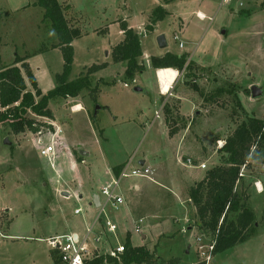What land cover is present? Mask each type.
Instances as JSON below:
<instances>
[{
  "label": "rangeland",
  "instance_id": "374dc122",
  "mask_svg": "<svg viewBox=\"0 0 264 264\" xmlns=\"http://www.w3.org/2000/svg\"><path fill=\"white\" fill-rule=\"evenodd\" d=\"M66 1L62 2L64 7L67 6L64 17L70 27L80 28L82 33L80 39L72 43L69 80L77 79L85 67L108 62L107 68L94 72L106 71L107 74L102 72L97 79L103 76L109 81L115 79L114 83L101 85L91 79L81 94L89 117L98 113L93 119L85 112L71 113L74 110L69 107L72 102L68 97L48 100L51 117L43 118L27 110L25 118L42 123L40 130L44 133L47 130L44 126L50 120L61 126L64 140L67 134L70 139V143H66L67 150L77 159L74 162L80 181L84 185H97L95 192L98 195L101 194L99 183L105 180L103 161L106 165H114L134 157L135 165L144 153L149 152L154 158L153 163L163 164L158 169L160 177L177 174L180 168L176 142L167 146L162 119L154 121V110L159 105H152V92L145 85L149 74L139 73L135 78H128L120 71L125 70V62L115 63L112 59L111 49L122 38V21H126L134 33L139 32L141 50L149 58L166 51L185 55L186 63H190L187 70L179 72L178 85L184 86L177 89L182 94L179 102L182 116L176 114L177 101L167 104L163 97L159 101L164 103L162 117L164 122L167 118L170 130L178 132L186 128L191 116L193 122L192 126L189 123L191 131L185 132L186 139L193 141L196 135V144L205 142L207 147L208 144L214 147L213 159L200 154L206 160L202 163L207 168L197 167L198 170H193L195 174L204 175L214 162L224 163L216 138L224 144L226 137L248 117L264 119V2L238 9L235 4L220 7V0H174L169 3L161 0ZM158 5L163 6L167 14L156 22L153 31L146 32L151 12ZM0 13V66L11 65L15 55L26 58L41 96H46L56 87L55 75L60 74L63 67L60 50L52 48L58 39L50 23L42 20L43 11L35 0H0ZM175 33L184 43L183 48L174 40ZM158 35L165 37V48H159ZM143 61L147 65L145 58ZM25 81L31 89L26 78ZM90 83L98 90L94 104L91 103L93 90ZM135 84L138 88L139 85L146 87V92H133ZM253 84L262 90V95L257 98H251L249 88ZM193 85L197 90L191 88ZM192 104H196V116L191 110ZM73 107L75 111L81 109L77 105ZM165 108L169 109V115ZM12 123L14 121L9 120L0 124V264H31L32 261H35L33 264H48L49 249L38 239L70 231L81 233L85 230V222L94 218L90 219L86 207H91L90 200L80 187L68 153L59 154L51 167L39 155L36 134L29 131L15 134L10 127ZM5 140L10 144H5ZM80 150L88 154L82 157ZM186 158L189 157H180L183 165H186ZM243 173L245 184L239 182L238 191L248 194L245 203L253 211L256 223L246 242L214 255L208 264H264V188L256 192L254 187L252 192L246 187L256 175H261L264 183V166L254 162ZM156 175H153L154 180L169 185ZM130 182L136 183L141 191L146 187L145 198L152 199V194L157 199L153 212H157L158 217L152 220L153 227L144 229L142 224L137 232L130 224L128 227L116 224L114 217L119 211L107 212L118 227L117 235L109 237V246L124 245V238L130 231V243L138 246L146 242L155 256L178 258L180 264H200L196 250L208 242L209 234L198 230L195 209L187 200V189H182L176 198L164 186L159 187L142 178L124 179L120 190ZM63 189L67 190V197L60 194L59 190ZM130 190L135 191L133 187ZM77 208L83 210L81 215H74ZM101 218L105 220L104 216ZM143 233H146L145 241L141 239Z\"/></svg>",
  "mask_w": 264,
  "mask_h": 264
},
{
  "label": "trees",
  "instance_id": "16d2710c",
  "mask_svg": "<svg viewBox=\"0 0 264 264\" xmlns=\"http://www.w3.org/2000/svg\"><path fill=\"white\" fill-rule=\"evenodd\" d=\"M169 3L174 0H161ZM36 5L42 9V20L50 23L58 43L52 48L60 50L63 58V67L60 74H56V87L46 96H41L36 79L29 68L26 58L15 55L14 61L7 67L0 66V124L14 121L10 125L13 133L24 131L36 132L40 123L33 119H26L25 112L30 110L41 117H51L47 108L50 99L75 98L79 96L89 84V74L106 66L92 65L81 77L69 80V73L73 62L72 42L79 39L81 32L78 28L69 26L64 17V8L57 0H35ZM241 13L248 14V11ZM167 12L163 6L158 5L151 12L150 24L147 31H152L156 22L163 20ZM123 32V41L111 51L115 63L125 62L124 75L133 78L135 73L141 72L145 67L138 64L141 56L140 37L135 34L127 24L120 23ZM185 55L165 53L162 57H151L150 66L155 69L170 68L178 73L189 68ZM20 65V66H18ZM23 71V73L21 72ZM31 89H28L25 78ZM191 88L197 90V86ZM38 98V101L36 100ZM166 115L170 114L165 108ZM95 114L92 113L91 119ZM167 124V118L165 120ZM172 135V130H169ZM224 163L208 169L203 178L189 189L188 201L195 209V217L198 220V230L209 234V240L215 242L213 256L244 243L250 237V229L253 228V211L246 205L248 194L238 191V183L244 176L240 175L241 167H251V163L260 162L264 165V119L248 117L246 122L237 125L234 131L226 137L224 144L219 149ZM119 166L111 169L115 174L120 171ZM231 215H234L232 217ZM203 234V233H202ZM124 252L117 258L109 255L97 256L85 261V264H180L178 258L160 259L154 255L145 245L133 246L130 243V234L124 238ZM53 264H58V256L55 251L50 252ZM200 264H205L201 262Z\"/></svg>",
  "mask_w": 264,
  "mask_h": 264
},
{
  "label": "crops",
  "instance_id": "0c3cea01",
  "mask_svg": "<svg viewBox=\"0 0 264 264\" xmlns=\"http://www.w3.org/2000/svg\"><path fill=\"white\" fill-rule=\"evenodd\" d=\"M62 2H67V1L66 0L59 1L60 4H62ZM67 4H69V3H67ZM198 14H199V16H201V17L204 18V16H202L201 13H198ZM0 16H1V13H0ZM124 22L126 23V21H124ZM149 24H150V22L147 25H149ZM146 26H145L146 32H150V31H147ZM154 26L152 28H154ZM79 30H80V28H79ZM80 32H81V30H80ZM120 32H121V37L122 38L119 41V43L122 42L123 39H124L123 32L121 31V29H120ZM137 35H139V32H138ZM81 36H82V33H81ZM179 41L180 40H178V44H179ZM119 43H117V45ZM140 47H141V42H140ZM111 51H112V49H111ZM165 53H171V52L162 51L161 53L158 54L157 57H162V56H164ZM171 54H173V53H171ZM174 55H176V54H174ZM143 58H145V61L147 62V65H145V63L143 61ZM150 58L148 57V55L143 54V52L141 50V56L139 57V59L137 61H138V64L139 63L140 64H143L144 67H145L139 73L142 74V75H143V73L144 74H149L148 75V80H146L145 85L152 92V96H153L152 97L153 98L152 105L154 107L156 105H159L158 108L155 109L154 111L156 112V111L159 110V107H160V104H161V102L159 100L161 99V97H163V99H162L163 102L164 103H167V104L169 102H172L173 103V101H177V103H176L177 104V110H175V111H176V114L179 113L181 115V112L179 111V106H180V103L179 102L182 99L181 98L182 94H180L179 92H177V89L178 88L180 89V87H184V86H179L178 85L179 84V81L181 80L180 73H178L177 70L175 71L173 69H171L172 72L164 73V76H165L166 80L167 81L170 80L169 86L167 87L166 91H164V86H163L164 85V82L161 80V76H160L161 74L159 73V70H161V69H158V70L153 69L150 66ZM103 63H106V66L104 68H102V69H105V68H107L109 66L108 62H103ZM87 68H89V67H87ZM87 68L85 67L83 69V71L81 73H79V77H81V75H83V73H85V70ZM124 69H125V67H124ZM168 69H170V68H168ZM120 71L122 73H124L125 70H120ZM102 72L105 73V74H107L106 71L94 72L93 74L90 73L88 75L89 76V81H91V79H92V82H97V83H99L101 85L102 84H112V83H114V80L115 79H111V81H109L108 79H105L103 76L101 78L97 79L99 76H101V73ZM139 73H135V75H134L133 78H135L137 75H139ZM92 76L95 77V80H93L94 78ZM124 84H126V83H124ZM90 86H91V88L93 90V93H92L93 96H92V99H91V103L94 104V102H95V95H96L95 93L98 90H97V88L92 87V83H90ZM146 87H142V86L139 85V88L141 90L139 92H136V91H134V89L135 88H138V86L135 84L134 85V88H133V92H135V93L146 92ZM85 89L86 88H84L83 91H85ZM83 91L80 92L79 96H77L75 98L68 97L69 101L72 102L69 107H73L74 105L79 106V108H81L84 111H74V112H71V113L85 112L87 114L88 118L90 119L88 113L85 110V107H86L85 100L83 98V95H81L83 93ZM106 109L109 110V108H106ZM191 110L195 111V116H196V114L198 113V111L196 110V104L195 105L192 104ZM51 113H52V111H51ZM94 114H95L94 116H97L98 115V113H96V112ZM162 115H163V113L161 114V117L159 119H162V123H163V126L162 127H164V130H165L164 136H165V139H166V144L168 146V145H173L176 142V147L175 148H176V153L178 154V160L180 162L179 163L180 165L178 167H180V168H179L177 174H173L172 176H170L168 174H166V175L164 174V176H161L162 178H164L163 181L166 182L169 185H164L162 183L160 184L156 180H154V182H151V181L148 180V182H150L151 184H156L159 187H161V186L163 187L164 186V188H166L169 191H171L174 194V196L177 198L179 196V194H180V191L182 189L186 188L187 189V193H189V189L192 186H194L195 183H197L199 180H201L203 178V176H204L203 174L202 175H200V174L197 175V174L194 173L193 170H198L199 169V168L196 167V165H198V163H202V162H205L206 163V160H204L203 159V156L200 155V154L208 155V158L213 159L212 157H213L214 152L212 150H213L214 147H213L212 144H208V147H209V149H208V147L206 146V144H204L205 142L204 143H197L196 144V140H197L196 139V135H195V138L193 139V141H191L189 139H186L187 136L185 135V132L186 131L187 132L191 131V129H189V127H190V124L189 123H191V126H192L193 117L189 116V123L187 124L186 128L181 129V130H178V132L172 131L173 134L170 135L169 134V130L170 129L167 126L166 122H164V119H163ZM158 120H155L154 119V121H158ZM196 120H197V118H196ZM182 130H184V131H182ZM216 141L218 143V146L217 147H218V149H220L221 146H222L221 144H223L222 143L223 141L220 140V139H218V138H216ZM65 142L66 143H70V139H69L68 134L66 135ZM77 147L78 148H81V145L78 144ZM80 152H84L85 153L84 155H81L82 157L88 154L87 151H85V150L84 151L83 150H80ZM181 156H186V157L188 156L190 159H192V161L194 163V167H188L186 165H183V163L181 162V159H180ZM70 158H72L71 164L74 167V170H76L75 175L79 179L80 187L83 188L85 195L90 200L91 207H89V206H86V207L89 210V215H90L89 217L91 219V218H93L98 213V209L100 208V206H102L104 204V199L101 196V194L98 195L95 192V188H97V185L96 186H94V184H92V185H87V184L84 185L82 183V181H80V174H79V171L77 170V166H76V164L74 162L75 161L74 159H76L74 157V153H73V155L70 156ZM148 159L150 161L149 164H148ZM153 159L154 158H152L151 153L146 152V154L144 153L141 156V158L138 159V161L136 162L135 166H137V165L138 166H142V165L149 166L150 168L154 169V174L157 173L156 178H161L160 175H158V169L160 170V167H163V164L160 163V165H159V163H153L151 161ZM198 159L200 160L199 162H198ZM123 162H125V161L123 160ZM123 162L121 161V162H119L117 164H114V165H111V164H107L106 165V162H104V161L102 162L103 163L104 178H105V180H104L103 183H101V184L99 183V186H98L99 190L101 189L100 187L103 186L105 184V182L108 180V175L106 173V171L108 170V168L111 169L112 167L122 165ZM217 164L218 163L214 162L213 166H216ZM181 167H182V171H180L181 170ZM261 178H262L261 175L254 176L253 178L250 179V181H248L249 184L246 185V187L248 186L249 189L252 190V192H254L255 191L254 190L255 183H257L256 186L258 187V189L255 187L256 192H259V191L261 192L262 191L261 188L262 189L264 188V183H263V181H262ZM241 182H243V183L245 182V177H243V179H242ZM144 184H146V183H144ZM144 184L142 185V187H144ZM126 185H128V183ZM131 186L134 187V190H135L134 192H130L131 191L130 189L132 188ZM127 187H124V188L122 187V189L120 190V194H121V196L124 199V204H122L121 207L119 208V210H118L119 213L115 214L114 219H115V222L117 221L116 224L119 225V227H122V225H123V227L124 226L128 227V226L132 225L133 228L135 226V227H139V229H141L142 224H144V226H142V228H144V229H146V228L147 229H150L151 227H153L152 220L153 219H156V217H158L157 216L158 213L157 212L154 213L155 211L153 212V209H154V205L153 204L155 202H157V199L152 196L151 192H150V194H151V198L152 199L145 198L143 192L146 189V187H144V188L141 187L142 188V191H141L139 189L138 185L136 183H134V182H130ZM136 187H137V189H136ZM59 191H60V194L62 196H63V193H66L67 192L66 189L59 190ZM67 196H68V194H67ZM95 196H97V197H95ZM101 199H103V200H101ZM187 200H188V198H187ZM105 209H106L105 210V214H106V216H108L107 215V212H111L112 209L109 206H107V205L105 206ZM5 211H7V210H5ZM108 219H109V216H108ZM88 223H89L88 221L85 222V225H87ZM83 232H84V229L82 230L81 233L79 231H70L68 233H76V234H79L80 235ZM142 232L143 231H141V233ZM68 233H65V234H55V235H66ZM128 233L131 234L130 231H128ZM55 235H50V236H55ZM48 238H50V237H47L46 239H38V241L45 243V245L47 246L46 240ZM141 239L143 241L146 240V233H143V236H141ZM144 245L150 250V247L147 246V243L146 242H144L143 244L138 245V246H144ZM133 246H137V245H133ZM47 247L49 249V257H50V261H49L48 264H53L52 263V258H51V255H50V252L53 251V250L51 248H49V246H47ZM156 257L161 258L158 254L156 255ZM161 259H166V258H161ZM33 263H35V261H32L31 264H33Z\"/></svg>",
  "mask_w": 264,
  "mask_h": 264
},
{
  "label": "built area",
  "instance_id": "2783aa9c",
  "mask_svg": "<svg viewBox=\"0 0 264 264\" xmlns=\"http://www.w3.org/2000/svg\"><path fill=\"white\" fill-rule=\"evenodd\" d=\"M264 0H220L219 6L231 7L235 4L238 9H244L246 6L255 3H263ZM174 40L178 41L179 36L175 33ZM179 47L182 48L184 43L179 41ZM127 86L126 84H124ZM164 103L160 104L159 110L155 112V120H158L162 114V107ZM75 110L74 107L70 108ZM80 109L79 111H81ZM45 118V117H43ZM39 123V122H38ZM37 129L36 132V144L38 146V152L40 157L46 159L50 166L53 167L55 158L62 153H68L72 155L71 151L67 150V144L64 140V133L59 124L54 120L47 122L45 133L40 130L43 124ZM31 133V132H30ZM134 157L128 158L120 167V171L115 174L112 169L106 171L109 179L100 188L101 196L104 199V204L98 209V213L94 218L86 225L82 234L68 233L66 235L50 236L46 240L47 246L56 252L58 256V264H85V261L91 260L97 256L109 255L113 258H117L124 252V245H116L114 247L109 246V237L117 235V225H115L105 214V206H109L113 211H118L124 199L120 194V185L124 179H147L154 182L153 175L154 169L149 166H135L133 165ZM186 166L194 167L192 159L187 158L185 160ZM196 167L200 169H206L204 163H199ZM245 166L241 167L240 175L244 176ZM257 183H255V187ZM134 186V185H133ZM134 189V187H133ZM137 189V187H136ZM262 190V188H261ZM83 210L77 208L74 210V215H81ZM102 216L105 220H102ZM139 232V227H136ZM203 236V234H201ZM208 242L200 247V250H196L199 254L198 258L201 262L208 264L213 260V250L215 242L207 240ZM107 247V248H106ZM106 248V250H104Z\"/></svg>",
  "mask_w": 264,
  "mask_h": 264
},
{
  "label": "water",
  "instance_id": "95a60500",
  "mask_svg": "<svg viewBox=\"0 0 264 264\" xmlns=\"http://www.w3.org/2000/svg\"><path fill=\"white\" fill-rule=\"evenodd\" d=\"M157 43L159 48H164L166 47V41H165V37L163 35H158L157 37ZM141 89L140 88H135L134 91L139 92ZM250 92H251V98H257L259 96L262 95V90H260L256 85H252L249 88ZM97 109V108H96ZM5 144L9 145L10 143L8 142V140H5ZM84 152H80V155H84ZM68 193H63V196H67ZM97 197V196H95Z\"/></svg>",
  "mask_w": 264,
  "mask_h": 264
},
{
  "label": "bare ground",
  "instance_id": "6f19581e",
  "mask_svg": "<svg viewBox=\"0 0 264 264\" xmlns=\"http://www.w3.org/2000/svg\"><path fill=\"white\" fill-rule=\"evenodd\" d=\"M167 72H172L171 69H168V68H162L161 70H159V73L161 74V80L164 82V91H166L167 87L169 86V82L170 80H166L165 76H164V73H167ZM76 109V108H75ZM75 111V110H74ZM77 111H79V109H77Z\"/></svg>",
  "mask_w": 264,
  "mask_h": 264
}]
</instances>
